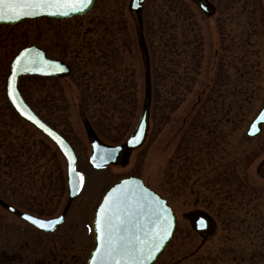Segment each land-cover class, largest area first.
Masks as SVG:
<instances>
[{
    "label": "rangeland",
    "instance_id": "rangeland-1",
    "mask_svg": "<svg viewBox=\"0 0 264 264\" xmlns=\"http://www.w3.org/2000/svg\"><path fill=\"white\" fill-rule=\"evenodd\" d=\"M212 1L218 16L232 18L230 33H221L217 18L207 20L188 0H147L150 134L128 165L105 169L90 164L82 112L107 145L124 144L133 133L145 98L138 22L129 11L130 0H98L89 15L68 20L76 73L55 87L33 78L20 86L35 111L75 148L84 189L70 221L53 234L37 231L0 206V264H59L52 252L60 258L61 242L70 244V236L84 233L83 224L91 235L95 208L125 175L144 179L181 216L199 203L219 222L212 242L189 259L184 256L199 240L186 224L190 236L175 238L157 264H264V128L257 138L246 136L264 106V0ZM180 11L192 12L196 30L180 28ZM50 25L41 20L0 27V199L46 219L59 215L68 201L67 164L48 138L11 109L6 88L11 64L24 48L39 43L51 51ZM78 50L82 56L75 60ZM115 81L124 97L112 90ZM86 202L83 210L80 204ZM74 221L82 225L72 226ZM92 244L90 237L82 264ZM80 249L73 243L72 254Z\"/></svg>",
    "mask_w": 264,
    "mask_h": 264
},
{
    "label": "water",
    "instance_id": "water-1",
    "mask_svg": "<svg viewBox=\"0 0 264 264\" xmlns=\"http://www.w3.org/2000/svg\"><path fill=\"white\" fill-rule=\"evenodd\" d=\"M146 0H131L130 9L138 15L139 22L142 24L141 12ZM197 3L199 8L208 13V8L204 5L201 0H193ZM76 6L80 9L79 11H73L68 9V15H48L43 14L34 17L21 16L19 19L15 20H0V25L5 26H17L26 21H34L38 19H54V20H69L77 17H83L88 15L96 6L97 0H91L90 3H87L86 0H74ZM61 11V10H57ZM142 51L146 58V87H145V99L144 106L142 110L141 117L139 119L138 125L135 128L131 137L126 141L125 144L120 146H110L102 143L96 136L93 128L89 122H85L86 132L91 140L90 145L92 147V155L90 163L98 168H104L106 166L118 165H127L133 151L140 149L146 142L149 132V120L150 112L152 106V82H151V69L149 62L148 50L144 41L140 43ZM27 54V55H25ZM21 60L20 65L18 66L16 61ZM34 61L35 63H31ZM32 70L29 71L28 69ZM63 69V70H62ZM71 73V68L66 64L53 61L46 56L45 51L38 48L37 46H30L20 52V54L14 59L11 65V72L8 78L7 84V97L8 100L18 114L25 122L42 132L46 137H48L59 149L61 154L66 160L67 163V179H68V188H69V200L74 201L77 196L80 194L83 181H80L82 176L77 171V166L79 164V158L74 151L73 147L54 129L47 125L27 104L23 95L19 89V81L24 77L31 76H41V77H60L67 76ZM16 76L15 86L12 80L13 76ZM15 97V99H13ZM19 105V107H18ZM35 117V119H29V117ZM36 120H39L47 128L51 129L56 135H51L48 131H45L44 128H41L39 124L36 123ZM264 127V106L261 108L257 116L250 123L247 130L248 138H256L261 135ZM57 137L59 139H57ZM264 165V164H263ZM73 169L75 171H73ZM83 177V176H82ZM75 182V183H74ZM120 190L127 192L129 198H135L141 205L143 209V214L140 216L138 223L142 224L146 230L155 231L157 225L155 223L157 217L155 213L164 212V214L170 218V227L168 228V235L165 237L162 246L153 253V258L150 260H145L144 264H155L165 249L172 242L176 230H177V217L175 215L174 209L169 204L168 200L162 197L158 192L151 189L146 185L145 181L137 176H124L117 183H115L103 196L94 216L93 220V234L95 240V246L92 251V254L89 258L88 264H93V261L97 259V252L101 249V232L99 227V221L101 220L100 209L105 207V202L108 201L111 203L110 197H115L119 194ZM0 205L4 207L9 213L19 217L21 220L32 225L33 227L43 231V232H53L56 228L61 225L65 219L64 214L58 218L51 220H43L35 216L22 213L17 208L12 205H9L2 200H0ZM165 209L167 210L165 212ZM28 217H32L33 220H29ZM34 220H40L46 222L49 226L41 228L38 224L34 223ZM58 221V223H56ZM193 229L198 233L208 232L209 234L213 233L214 225L208 226L207 222H204L203 226L193 225ZM204 230V231H203Z\"/></svg>",
    "mask_w": 264,
    "mask_h": 264
},
{
    "label": "snow or ice",
    "instance_id": "snow-or-ice-1",
    "mask_svg": "<svg viewBox=\"0 0 264 264\" xmlns=\"http://www.w3.org/2000/svg\"><path fill=\"white\" fill-rule=\"evenodd\" d=\"M86 2L90 3L91 0ZM68 9L80 10L74 0H0V20H15L21 16L34 17L43 14L68 15ZM22 59L24 57L16 61L18 66ZM12 80L15 86V75ZM29 119H35V117L30 116ZM36 123L51 135H56L39 120H36ZM80 181H83L82 176ZM109 199L111 203L106 201L105 207L100 209L101 220L98 223L101 232V249L97 252V259L93 261V264H144L145 260L152 259L153 253L162 246L168 235L170 218L164 212H157L155 213L156 230H146L137 222L143 214V209L135 198L130 199L127 192L120 190L118 195ZM28 219L33 220L32 217ZM33 222L41 228L49 226L44 221L34 220Z\"/></svg>",
    "mask_w": 264,
    "mask_h": 264
},
{
    "label": "flooded vegetation",
    "instance_id": "flooded-vegetation-1",
    "mask_svg": "<svg viewBox=\"0 0 264 264\" xmlns=\"http://www.w3.org/2000/svg\"><path fill=\"white\" fill-rule=\"evenodd\" d=\"M188 1L193 3L198 8V10L201 12V14L204 16V18H206L207 20H213V19L217 18V21H218V24H219L218 27H220V32L221 33H224V34L225 33L226 34L230 33L229 32V28H230V25H231L232 18L230 16H227V15L226 16H223V15L218 16L219 15L218 14L219 13L218 7L213 3L212 0H201L204 3V5L208 8V13L202 11L195 1H193V0H188ZM146 2H147V0L144 3L143 10L141 12V17L144 16V10H145ZM130 4H131V0H130ZM129 11L131 12V14L133 16H136L138 18L137 14H135L134 12H132L130 10V5H129ZM178 15H179V17H178L179 23L181 24L180 28L182 30H186V26L185 25H187V28H190V29L194 28L196 30L198 28L197 27L198 23L195 20V17L192 14V12L180 11V12H178ZM41 20H46V21H49L51 23V25L49 27V33H50L49 34V38H50V44H51L50 45L51 51L49 50V52H51V53H49L47 51V49H45L44 47L40 46L39 43H35V44H33V46H37L38 48H40L43 51H45L46 56L49 59H51L53 61L62 62L64 64H66L67 66H69L71 68V73L69 75H67V76H60V77H41V76L24 77V78H22L19 81V89H20L22 94H23V92H22V89H21L20 85H21L22 80H24L26 78H33L34 80H37V81L38 80H50L54 84L53 87H55L56 83L66 84L69 81V79H71L73 77V75L76 73V70H77L75 68V66H74V61L71 60V56H72V50H71V45H70L71 27H69V25L67 26V24H69L68 20L38 19V20H35V21H41ZM61 21L62 22H66L64 24V26H56L57 23L61 22ZM0 27L2 29H4L6 27H10L11 28V27H15V26H3V25H0ZM180 28H178V29H180ZM2 29H0V44H3V30ZM95 29H96L95 32H97V27H95ZM91 30L94 31V29H91ZM88 32H89V30H88ZM101 33H102V30H101ZM57 51L59 53H57ZM74 56H75V58H74L75 60H79V57L82 56V51L78 50V52L76 54L74 53ZM98 64L100 65V63H98ZM7 82H8V80H7ZM6 95H7V88H6ZM23 96H24V94H23ZM24 98H25V96H24ZM7 99H8V97H7ZM27 103L31 106V108L33 110H35L28 101H27ZM11 109L13 110L12 107H11ZM82 114H83L82 116H83L84 122L89 121L91 123V121L88 118L87 114L85 112H82ZM91 125H92V123H91ZM28 126H30V125H28ZM92 127H93L94 130H96L93 125H92ZM106 168H108V167H106ZM84 185H85V177H84ZM83 189H84V187H83ZM83 189H82V192H83ZM82 192L80 193V195L74 201H70L69 200V196H68V201H67L64 209L62 210V212L59 215H57L56 217H53V218H57V217H59L62 214H64V216H65V219H64L63 223L61 225H59L56 228L55 231L46 233V232H43V231H41L39 229H36L34 227L33 228L36 229L37 231L41 232V233H44V234L56 233L60 228H62L64 225H66L68 221H70L69 216L71 215V212L73 211V207H74L75 203L77 202L79 197H81ZM100 201H99V203H100ZM99 203H98V205H99ZM89 204H88V202H86L85 204L82 203V204H80V208H82L84 210V208H86ZM98 205H97V207H98ZM195 206H194V208L192 210H190L188 212H184L182 214V216L177 211V209L174 208L175 215L177 217V230H176V234H175L174 240H175V238H176V240L179 239V238H182V240H185L186 237L190 236L187 233H185L186 224L188 225L189 229L196 235V237L199 240L198 245L196 247H194V250L192 252H189L188 255H185L184 259L195 258L198 255H200V253L203 251L202 249L204 247H206V245L209 242H212V240L215 238V236L217 235L218 227H219V222H218L216 216L213 213L209 212L206 209L198 208L199 203H195ZM97 207L95 208V211H96ZM94 214H95V212H94ZM93 217H94V215H93ZM182 220L185 221V225H183V226L181 225V221ZM212 221H213V225H214V229H213V233L212 234H209L208 232H203L201 234V233L196 232L193 229V225H195L197 227H198V225L199 226H203L204 222H207L208 226H210V224L212 225ZM75 222L76 221H74V223H72L71 225L73 226L75 224ZM92 222H93V218H92V221H91V224H90L91 225V235H88V233H87V231L89 229L87 227V225L83 224V225L86 226L85 232L87 234H84L85 232L83 230L82 232H84V233H80L78 236L77 235L70 236V237H73L70 240V244H69V242H61V243H63V245L60 246V250L58 251V252L61 253L60 254L61 255L60 258H58L56 253L52 252L53 258L57 259L59 264H73L72 263L73 261H74V264H82L83 256L87 253L86 243L88 242L89 238L91 237L92 238V243H93L92 244V248H91V250L89 252V257H87L85 259V264H88V260H89V258L91 256V253H92V251L94 249V245H95L94 234H93V229H92ZM75 225L76 226H81L82 223L76 222ZM29 226H31V225H29ZM75 236H77V238L79 240V241L77 240V244H76V241H75L76 240ZM67 237H69V236H67ZM33 242H37V241L35 239H33L32 243ZM73 243H74L75 247L79 246L81 248L80 251L76 252L75 254H72L73 253V250H72ZM34 245H36V244H34ZM53 251H55V250H53ZM66 259H67V261H66ZM179 262H181V261H179ZM174 264H177V263H174Z\"/></svg>",
    "mask_w": 264,
    "mask_h": 264
},
{
    "label": "trees",
    "instance_id": "trees-1",
    "mask_svg": "<svg viewBox=\"0 0 264 264\" xmlns=\"http://www.w3.org/2000/svg\"><path fill=\"white\" fill-rule=\"evenodd\" d=\"M144 30H145V20H144ZM145 33V32H144ZM148 50H149V48H148ZM104 52V51H103ZM150 52V51H149ZM104 55H103V57H106V55H105V52L103 53ZM150 63H151V73H152V62H151V57H150ZM152 86H153V74H152ZM115 90L116 89V91H114V92H116L117 94H121V97H124L123 96V93H124V90H123V88L119 85V84H116V81H115V84H114V86L112 87V90ZM119 97V99H120V96H118ZM152 103H153V88H152ZM45 121V120H44ZM46 122V121H45ZM47 124H49L48 122H46ZM50 125V124H49ZM50 126H52V125H50ZM53 127V126H52ZM55 130H56V128L55 127H53ZM59 132V131H58ZM60 133V132H59ZM61 134V133H60ZM62 135V134H61ZM65 137V136H64ZM2 200V199H1Z\"/></svg>",
    "mask_w": 264,
    "mask_h": 264
}]
</instances>
